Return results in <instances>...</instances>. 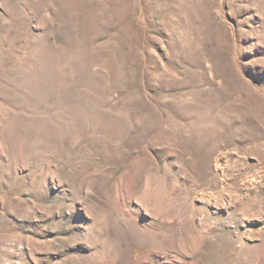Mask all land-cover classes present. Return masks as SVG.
Returning <instances> with one entry per match:
<instances>
[{
  "label": "rangeland",
  "instance_id": "1",
  "mask_svg": "<svg viewBox=\"0 0 264 264\" xmlns=\"http://www.w3.org/2000/svg\"><path fill=\"white\" fill-rule=\"evenodd\" d=\"M0 264H264V0H0Z\"/></svg>",
  "mask_w": 264,
  "mask_h": 264
}]
</instances>
